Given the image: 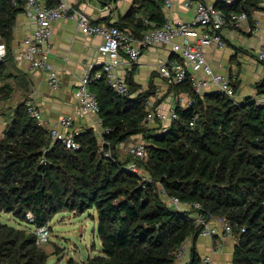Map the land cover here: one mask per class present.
Listing matches in <instances>:
<instances>
[{"label": "trees", "instance_id": "1", "mask_svg": "<svg viewBox=\"0 0 264 264\" xmlns=\"http://www.w3.org/2000/svg\"><path fill=\"white\" fill-rule=\"evenodd\" d=\"M142 1L152 3L146 19L135 18L132 10L127 25H114L136 36L162 26V0ZM216 6L231 10L220 2ZM233 8L247 10L250 20L255 10H264L258 1ZM24 9L25 0H0V41L9 49L0 68L14 62L12 30ZM129 83L127 95L115 92L104 78L92 83L106 130L100 139L94 129H85L78 136V150L54 140L43 122L28 115L24 101L6 107L0 135V212L30 226L0 221V264H46L48 255L32 228L47 225L64 210L83 214L92 209L100 252L67 264H205L196 249L201 227L192 215L198 212L206 220L221 217L233 225L237 244L232 264H264V104L253 96L234 100L216 91L197 94L188 77L176 89L188 94L191 104L177 106V118L169 125L155 120L151 126L144 99L152 91L131 97L138 85ZM256 88L264 93V78ZM137 134L146 142V155L120 159L117 146ZM131 160L151 180L130 171ZM164 193L201 207L178 210ZM188 240L190 260L179 263L177 252Z\"/></svg>", "mask_w": 264, "mask_h": 264}, {"label": "crops", "instance_id": "2", "mask_svg": "<svg viewBox=\"0 0 264 264\" xmlns=\"http://www.w3.org/2000/svg\"><path fill=\"white\" fill-rule=\"evenodd\" d=\"M68 1L74 8L86 13L92 23L105 25H114L115 23L127 25L130 22L128 16L132 10L135 18L143 17L146 19V12H149L151 8L149 6L152 5V3L148 5L147 1L142 0ZM204 1L216 8H220L216 6V3H222V0ZM184 2L185 0H176L173 6L167 9L164 0H162L164 23L167 19L174 22L178 20L192 21L194 19L195 6L187 7ZM45 3L49 4L47 0ZM252 18L242 28L227 27L223 30V36L227 42L226 47H206L207 61L215 72L227 76L236 75L234 83L237 87V100H243L249 96L255 97L256 100L264 97V93L258 94L256 88V83L264 78V63L257 59V51L264 41V10H255ZM257 20L260 23L259 30H255ZM150 23L154 24L153 21ZM34 28L35 24L25 9L16 16L10 45V57L14 62H8L0 68V103L8 102L6 105L8 107L9 104L32 99L43 113V125L52 128L61 119L76 112L79 106L78 87L80 78L85 72L97 74L99 69H103L107 56L99 49L103 42L101 36L82 33L77 21L72 18H60L54 21L49 62L60 73V87L54 89L48 83L47 70H38L26 61L18 62L16 58L25 37L31 35ZM123 29L135 37H141L136 36L129 28ZM0 43L6 47L8 55L9 49L5 42L0 41ZM179 59L183 61L181 56L175 53L169 45H156L145 49L141 59L133 65H129L124 59L117 68V72L128 82L132 80L138 85L131 93V97H137L141 92L151 90L152 93L146 98H151L156 109L168 112L180 104L186 103L188 99L191 101L188 94L178 93L177 85L170 83L158 70V64L161 61L167 63ZM189 70L191 74L203 75L202 71L195 72L191 66H189ZM2 87L4 88L2 89ZM202 92L204 95L213 92V89L206 88ZM190 104L191 102L186 103L185 106ZM97 120L98 115L94 113L77 115L73 127L81 132L87 128H92L101 139L103 128L97 123ZM137 139H140L137 143L144 142L141 134L133 135L127 141ZM212 225L216 226L219 232L213 238L199 236L196 241V249L199 255H202V249L205 252L212 251L215 255L213 264H232L237 244L236 237L223 232V227L218 218L212 220ZM188 243L190 248L192 241L188 240ZM190 255V251H187L179 263L188 262Z\"/></svg>", "mask_w": 264, "mask_h": 264}, {"label": "built area", "instance_id": "3", "mask_svg": "<svg viewBox=\"0 0 264 264\" xmlns=\"http://www.w3.org/2000/svg\"><path fill=\"white\" fill-rule=\"evenodd\" d=\"M16 1V0H14ZM56 5L50 6L45 0H25V11L29 18L35 24L34 31L31 35L25 37L23 44L16 55L18 62L26 61L33 68L48 71L49 85L57 89L60 87V73L54 69L49 62L51 52L52 24L60 18L75 19L82 33L86 35H99L103 38L99 49L107 56L101 73L92 74L85 72L79 80L78 99L79 106L75 113L61 119L59 123L50 129L51 136L54 140H60L68 149L78 150L80 143L78 136L81 131L74 129L73 123L77 115L84 113H94L98 115L97 123L103 128L102 120L99 118L100 104L97 95L92 91L93 82L105 79L106 83L118 94L127 95L130 92V83L121 77L117 68L125 59L129 65L137 63L145 49L156 45H169L171 49L178 53L182 60L172 62L161 61L158 64L160 74L174 85L182 84L190 77L193 90L203 95V90L212 88L213 92H219L224 96L237 100L235 79L236 75L227 76L215 72L206 58V47L224 48L227 42L223 36V30L227 27L234 29L242 28L249 23L250 17L247 10L232 7L248 1H258L264 6V0H222L223 4L230 7L231 10L216 8L207 4L204 0H185L184 5L187 7L195 6V15L192 21L178 20L176 22L167 19L160 27L146 30L141 37H135L125 30L115 25H105L92 23L89 17L82 10L74 8L68 0H57ZM176 0H164L166 8H171ZM260 23L255 22V30H259ZM7 57L6 47L0 43V62ZM257 59L264 61V41L261 48L257 51ZM189 66L195 72L202 71L203 75L190 73ZM258 103L264 104V97L257 100ZM27 113L33 119L42 122L43 113L32 99L24 101ZM191 101H186L189 104ZM182 103L180 106L186 107ZM146 119L149 122L159 120L163 125H169L173 119L177 118L176 108L168 112H163L154 106L151 98L145 99ZM195 120L191 121L194 125ZM102 131V133H103ZM127 153L135 157H144L146 155V142L142 141L137 144H131L127 148ZM107 155H111L110 150ZM133 173H137L144 180H151L147 174L141 173V167L135 160H131L127 167ZM164 191V190H163ZM165 194V193H164ZM165 198L170 201L174 208L185 211L189 209H200L199 203H190L181 201L178 197H170L165 194ZM197 226L201 227V236L213 238L218 234L216 226L212 225V220L206 218L200 213L192 215ZM27 219L33 221L31 213H27ZM226 234H234V227L224 218H218ZM245 231L244 228H241ZM34 231L37 235L36 243L45 244L50 239V227L48 225L35 226ZM236 237V236H235ZM237 239V238H236ZM188 241L184 242L177 252L178 259L182 260L189 250ZM212 255H207L202 262L211 264Z\"/></svg>", "mask_w": 264, "mask_h": 264}, {"label": "rangeland", "instance_id": "4", "mask_svg": "<svg viewBox=\"0 0 264 264\" xmlns=\"http://www.w3.org/2000/svg\"><path fill=\"white\" fill-rule=\"evenodd\" d=\"M101 72L102 69L97 71V73ZM7 103H0V135L3 133L5 127L4 120L6 116L4 115V111L6 110ZM149 124L153 126L155 125V121L149 122ZM139 140L126 141L119 144L116 151L120 159L129 157L127 153L129 144L137 143ZM141 173L146 174L143 168H141ZM94 211L92 209L89 212L80 214L75 213V211L64 210L52 218L47 224L50 227V239L47 243L39 245L48 255L46 264H67L71 258L76 261H83L88 257L99 254L101 246L96 231V220L93 217ZM0 221L17 228L30 226L27 222L20 221L12 213L7 212H0ZM207 255H212V251L205 252L202 249L201 259L203 260ZM214 258L215 255L213 254L212 259L214 260ZM213 260L211 264H213Z\"/></svg>", "mask_w": 264, "mask_h": 264}]
</instances>
